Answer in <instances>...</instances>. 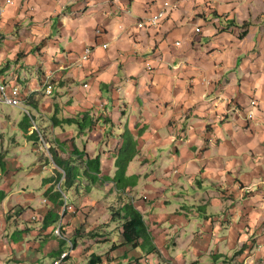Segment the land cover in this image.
Returning a JSON list of instances; mask_svg holds the SVG:
<instances>
[{"label": "crops", "instance_id": "obj_1", "mask_svg": "<svg viewBox=\"0 0 264 264\" xmlns=\"http://www.w3.org/2000/svg\"><path fill=\"white\" fill-rule=\"evenodd\" d=\"M166 3L170 9L160 25L142 23ZM97 28L103 33L98 35ZM87 46H92V53L79 66ZM0 81L19 85L30 96L29 108L43 131L60 129L62 135L75 137L80 148L83 144L89 156H101L99 180L93 186L83 182L80 191L85 194L74 192L90 213L97 237L112 223L110 207L117 196H128L153 239L168 232L163 226L170 218L177 219L171 225L186 221L172 231L178 242L172 251L159 248L178 264H264V0H15L5 5L0 19ZM48 81L54 85L52 94L46 93ZM251 109L254 119L247 118ZM86 112L97 122L83 132L53 120ZM88 130L91 139L80 138ZM128 135L137 140L139 154L126 173L135 178L134 185L123 191L104 181L117 170L115 161L109 167L105 161L116 159ZM58 139L69 148L67 138H54L53 143ZM118 141L119 149L113 150L111 144ZM4 151L3 146L0 160L10 161L0 176V264L11 260H15L11 264H45L38 261L40 255L51 264L70 241L76 245L72 260L78 264L86 237L79 244L80 236L67 239L53 233L58 222L40 230L42 225L32 227L29 221L30 215L40 219L41 213L52 209L44 199L52 187L47 179L56 168L41 178L43 205L28 214L31 192L20 191L26 197L22 204L11 197L22 162ZM47 167L34 164L30 172ZM94 191L106 200L94 197ZM227 193L236 198L229 200ZM144 194L150 195L151 203L140 201ZM115 206L120 207V199ZM169 206L174 210L168 211ZM231 206L236 232L213 228V222L220 225L227 218L226 207ZM58 212L60 220L65 219L64 209ZM153 224L161 225L158 233ZM16 230L28 236L27 251L24 240L9 237ZM186 231L191 233L188 238L196 235L194 239L204 244H190L188 239L183 247ZM202 233L206 235L197 236ZM228 240H239L241 247L228 246ZM227 255L236 256V263L226 261ZM203 256L210 259L202 263ZM85 259L86 264L89 256Z\"/></svg>", "mask_w": 264, "mask_h": 264}, {"label": "rangeland", "instance_id": "obj_2", "mask_svg": "<svg viewBox=\"0 0 264 264\" xmlns=\"http://www.w3.org/2000/svg\"><path fill=\"white\" fill-rule=\"evenodd\" d=\"M32 102L30 100V96L28 98V102ZM6 113H10L12 118H8L5 114ZM32 113V111H31ZM23 122V123H29L30 124V128L28 130V132H25L20 126L19 123ZM43 125L41 124V121L38 119V117H36V121L33 118V115H29L27 114L21 107L19 106H15V105H11L5 102H0V151H3V146L5 147L6 151L3 152V154L7 157H15V154L18 156V160H20L22 162V166L23 168L19 170L18 172V176L16 177V187H19V189H16L13 191V195L11 196L14 199L15 204L21 202V204L23 203L24 199L26 198L24 193L23 195H20V191L25 188L27 191L31 192V198L29 199V203H27L26 207H27V212L28 214L30 212H32V209H38L41 205H43V199H44V190L43 188H39V184L41 182V178L50 175L51 171L55 168H57V165L53 162L52 158L49 157L51 156V154H49V147L53 144L54 138H67V143L69 145V148L72 149L73 147V140L71 139V137H68L67 134L66 135H62L60 133V129L58 131V133H52V132H48L47 130L46 133L45 131H43V128H41ZM34 128L40 130L41 132V136L40 134H34ZM85 137H80L83 138V140H90V137H87V135L89 134V130L87 132H84ZM81 135V134H80ZM43 138L44 141L46 142V144H44V142L40 139ZM40 139L39 143H40V148L39 145L36 146V143L38 142V139ZM75 139V138H74ZM95 139V138H94ZM112 141V140H111ZM114 142V140H113ZM81 148L84 149V145L80 144ZM110 144L108 143V147L109 148ZM120 146V142H116V143H112L111 144V148H113V150H117L119 149ZM37 147V148H36ZM36 148V150H35ZM116 148V149H115ZM9 152H8V151ZM86 150V149H85ZM110 152V151H109ZM94 154V153H93ZM40 156V157H39ZM116 160V159H115ZM115 160H112L110 158H108L105 161V166L109 167L111 165V163ZM10 159H4L2 161L3 165L0 166V176L2 174V169H6L8 167ZM49 163H47V162ZM36 164L37 166H44L47 165L48 167L46 169H42L41 171H37L35 173L30 172V169L33 167V165ZM137 166V163L135 162L134 164H132V169H135ZM50 167V168H49ZM52 168V169H51ZM105 178H107L106 176H104V181H109L106 180ZM84 183L93 186L95 183H90V181L88 179H84L83 180ZM111 182V181H109ZM87 185V186H88ZM83 188L84 184H83ZM88 188V187H87ZM114 188H116V186L114 185ZM86 191H82L80 194H85ZM68 195L70 197H74L75 203H74V209L65 214V219H64V224H65V229H64V234L63 236H65L67 239H72L73 237H79L78 238V243L79 244H84L83 240L81 239L82 236L86 237L87 241H85L84 244V250H82L81 254H78V260L77 262H79L78 264H85L83 263V260H86L85 258L90 256L91 253H96L98 255H101L103 262L101 264H136L135 259H141V263L143 264H178V262L175 260V258H172V256H164L161 253L165 251L168 247V250L171 252L173 249V244L177 242V239H173V233L172 231H175L176 229H178V227H184L185 226V222L183 221L182 223L177 224V225H171V222H177V219L175 218H170V222H166V225H164V229H167L168 232H157V228L159 229V227L161 225L155 226L153 224L154 227V231L156 230V233H158L153 239V242L156 243L155 246H158V250H159V256H143L145 255V251L141 248H135V249H129L128 246H120L114 250H112L113 245H119L120 242L118 241V237L120 236V222L119 221H113L110 224L109 228L107 229L106 227L103 229L105 230V233H103L101 236L97 237L96 234L94 232V229H91L92 225H91V216L90 213L87 212V208L81 207L80 201H79V197H75L74 195V190L70 189L67 191ZM87 193V192H86ZM76 194V192H75ZM94 197L101 199L102 202H104V200H106V196L103 194H100L97 191H94ZM21 198V199H20ZM127 198L131 199L130 197L127 196ZM126 198V199H127ZM227 198H229V200L236 198L234 194H228L227 193ZM231 198V199H230ZM119 200V196H117V203ZM152 198L150 197L149 194H144L142 197H140V201H144L145 203H151ZM7 202L8 200L5 202V206H7ZM133 202V200H132ZM115 203V205L117 204ZM231 203V201H230ZM114 205V204H113ZM114 205V206H115ZM111 209V207H110ZM107 210L108 208H106L105 212L107 215ZM174 210V207H168V211H172ZM227 210V218L224 221H219L220 225H217V221L213 222L212 227L215 228L217 226H221L223 230H227V231H231V232H236V226L233 224L234 220L230 221L231 219V214H232V206L231 207H226ZM110 211V210H109ZM101 213V212H98ZM27 214V213H26ZM171 216H176V213H171ZM33 215H30L31 218H29V221L33 222L31 223L32 227H39L42 225V222L40 221H35L33 220ZM105 215V214H104ZM77 216H80V219H76L78 218ZM96 217L99 216V214H95ZM39 219V218H38ZM103 220H106L105 218H103ZM227 220V223H225V221ZM89 224V225H88ZM100 224H105V223H100ZM83 226H84V230H83ZM100 226V225H97ZM150 226L152 227V224L150 223ZM194 225L191 224V230L194 229ZM79 228V229H78ZM93 231H90V229ZM89 230V231H86ZM109 230V231H107ZM190 230V231H191ZM90 232V234H89ZM190 233V232H189ZM187 231L183 232L182 238H181V242L180 244L184 247H187L188 244L190 243V241L188 239L191 240V237L188 238V234ZM233 233V234H234ZM191 234V233H190ZM175 235V234H174ZM206 234L202 235H197L198 237H203ZM87 236H90L87 237ZM193 239L191 240V243H196L199 244L200 246L203 245L204 243H200L199 239L195 240L194 237L196 235H192ZM12 239H17V241H25L23 244L25 246L24 251H27L28 249V236L25 235V233L21 230H16V233L13 235L11 234L9 236ZM185 238V240H184ZM189 241V242H188ZM211 242H215L214 239L211 240ZM239 240L236 241H227V245L228 246H238ZM178 243V242H177ZM178 245V244H177ZM76 246V245H75ZM74 246V247H75ZM181 247L179 250L182 252H184V248ZM161 250H160V249ZM165 248V249H164ZM80 249V248H79ZM78 249V252H79ZM91 252L89 255L87 252ZM142 256V257H141ZM6 257V256H5ZM191 258V255H190ZM210 259V257H200V260L202 263H206L207 260ZM225 259H227L226 261L229 262L233 261H237L236 260V256H232V255H227L225 257ZM15 260H11L8 261V264H11L12 262H14ZM38 261L40 263H45L47 264L49 262L48 257L42 256L40 255L38 257ZM199 263V262H196ZM236 263V262H235ZM7 264V263H6ZM77 264V263H76ZM187 264H190V262L188 261ZM192 264V263H191ZM194 264V263H193ZM214 264V263H213ZM221 264H225L223 262H221ZM229 264V263H227Z\"/></svg>", "mask_w": 264, "mask_h": 264}, {"label": "trees", "instance_id": "obj_3", "mask_svg": "<svg viewBox=\"0 0 264 264\" xmlns=\"http://www.w3.org/2000/svg\"><path fill=\"white\" fill-rule=\"evenodd\" d=\"M53 120L56 125H75L76 129L80 132L91 129L97 122L95 116L90 112H86L82 116L61 119L58 118V116H54ZM20 127L25 132H28L30 124L22 122ZM34 129L33 133L39 135L40 130L36 128ZM74 138L75 137L71 138L73 140V147L72 149L68 148L69 152L68 149L64 147L65 145L61 144L62 142L60 139L57 140V143H53L49 147L51 158L57 165V168L54 176L47 179L48 182H52V187L45 192V196L48 198L49 202L52 203L53 207L46 214L41 213L42 218L35 220L36 222L41 220L42 227L40 230H47L48 227L51 225L54 226L59 222L61 214L58 211H61V209L64 208V193L68 195L67 191L70 189H73L74 192L77 193L81 192L80 187L85 178L91 183H95L99 180L100 174L102 173L101 156H89L86 150L81 149L75 144ZM37 139L39 140V138ZM59 150L64 154L60 153ZM138 154L137 140L133 139L130 135L126 136L115 160V166L117 167L116 173L113 177H107L105 179L113 182L117 188H120L123 191L129 186H133L134 184L131 181L135 178L127 177L126 173L130 163L134 161ZM1 165H3V163L0 160V166ZM90 187L91 186L87 188L88 191H90ZM68 197L69 201L74 205V197H70L69 195ZM119 199L120 207L112 206L111 212L112 219L120 222L121 242L119 245H113L112 250L120 246H128L129 249L139 247L146 252L144 255L146 257L153 255L159 256L160 252L157 246L154 245L149 227L141 211L138 210L131 199H126L121 195H119ZM54 230L55 228L52 230L53 233H55ZM63 242L64 240L61 241L62 245L64 244ZM140 260V258L135 259L136 264H143ZM102 262L101 255L92 253L86 264H101Z\"/></svg>", "mask_w": 264, "mask_h": 264}, {"label": "built area", "instance_id": "obj_4", "mask_svg": "<svg viewBox=\"0 0 264 264\" xmlns=\"http://www.w3.org/2000/svg\"><path fill=\"white\" fill-rule=\"evenodd\" d=\"M13 5L15 4V0H6L4 3H0V19L5 11V5ZM170 9V4L166 3L164 5V8L159 10L157 13L152 14L148 16L145 20L142 21L143 24L149 25L151 27L158 26L160 25L161 21L164 20L167 17L168 10ZM96 33L98 35L103 33L102 28H97ZM92 53V46H87L84 49V52L81 56V58L78 61L79 66H84V64L89 60L90 55ZM151 69V68H149ZM46 93L47 94H52L54 91V85L48 81L45 86ZM0 102H5L11 105L19 106L21 107L27 114L32 116L31 110L29 108L28 104V95L23 94L21 87L19 85H8L4 82L0 81ZM252 107H256L257 103L256 101L251 102ZM247 118L248 119H254L255 118V113L254 110L251 109L247 113ZM41 140L46 144L43 138ZM65 203H64V212H63V217L66 213L71 212L74 209V205L69 201V197L66 193L63 194ZM44 202H48V199L45 198ZM33 220L38 219V214L33 215ZM64 219L62 218L57 226L55 227V234L58 236H63V231L65 229V224H64ZM75 244L73 241H70L68 244V247L64 250H62L57 256H55L51 264H74L72 260V252L75 249Z\"/></svg>", "mask_w": 264, "mask_h": 264}]
</instances>
